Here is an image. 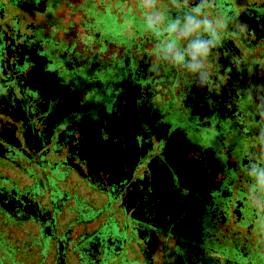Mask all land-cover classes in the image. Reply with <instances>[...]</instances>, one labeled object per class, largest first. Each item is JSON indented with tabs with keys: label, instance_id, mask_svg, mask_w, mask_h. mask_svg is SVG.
<instances>
[{
	"label": "flooded vegetation",
	"instance_id": "obj_1",
	"mask_svg": "<svg viewBox=\"0 0 264 264\" xmlns=\"http://www.w3.org/2000/svg\"><path fill=\"white\" fill-rule=\"evenodd\" d=\"M111 1L0 0V264H264V0Z\"/></svg>",
	"mask_w": 264,
	"mask_h": 264
},
{
	"label": "clouds",
	"instance_id": "obj_2",
	"mask_svg": "<svg viewBox=\"0 0 264 264\" xmlns=\"http://www.w3.org/2000/svg\"><path fill=\"white\" fill-rule=\"evenodd\" d=\"M176 25H173L169 31H175ZM206 31L209 32L213 36V44H215L216 39H218L215 28L213 27V24L210 21H198V20H189L188 23L184 26V33L185 34H191L195 32L197 35H199L200 31ZM196 53H199L202 56H207L210 52V48L206 45H200L196 47L195 49ZM178 59H182L178 57ZM194 67H198L194 65Z\"/></svg>",
	"mask_w": 264,
	"mask_h": 264
},
{
	"label": "rangeland",
	"instance_id": "obj_3",
	"mask_svg": "<svg viewBox=\"0 0 264 264\" xmlns=\"http://www.w3.org/2000/svg\"><path fill=\"white\" fill-rule=\"evenodd\" d=\"M118 0H112L111 1V6L112 7H108V11L109 12H115V9L117 8L115 5H116V2H117ZM123 1V0H122ZM106 2V1H105ZM139 5H141L142 6V8H154L155 7V5H157V4H159V1L157 0V1H154V0H139ZM98 6H99V9H101V5H100V2L98 1ZM113 6H115V8L113 7ZM123 6V3L121 4V7ZM130 9H131V15H133V13H134V15L135 14H138L139 13V11H138V9H136L137 8V5H136V2H135V0H130ZM124 9H126V5L124 6ZM115 26H114V29L115 30H117V29H122V30H124L125 29V26H123L122 25V28H121V26L119 27L118 25H117V22L115 21ZM36 253V252H35ZM40 261H41V259H40V256L39 257H36L35 259H34V261L32 262V263H30V264H39L40 263ZM44 264H49V262H45Z\"/></svg>",
	"mask_w": 264,
	"mask_h": 264
},
{
	"label": "crops",
	"instance_id": "obj_4",
	"mask_svg": "<svg viewBox=\"0 0 264 264\" xmlns=\"http://www.w3.org/2000/svg\"><path fill=\"white\" fill-rule=\"evenodd\" d=\"M17 236H18L19 239L21 238V235L20 234H18Z\"/></svg>",
	"mask_w": 264,
	"mask_h": 264
}]
</instances>
